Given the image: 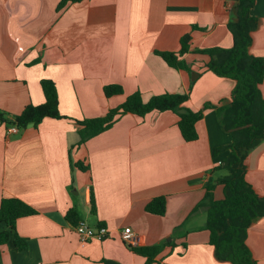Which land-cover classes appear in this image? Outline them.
<instances>
[{
  "label": "crops",
  "instance_id": "obj_1",
  "mask_svg": "<svg viewBox=\"0 0 264 264\" xmlns=\"http://www.w3.org/2000/svg\"><path fill=\"white\" fill-rule=\"evenodd\" d=\"M236 1L81 0L57 11L59 0H0V111L12 118L27 104L43 103L41 80L50 79L65 116L17 132L0 121V202L13 196L36 210L15 223L27 247L9 239L0 245V264H145L130 246L160 243L149 264H232L214 255L205 209L192 210L210 186L214 199L224 196L218 179L225 173L217 167L226 153L213 152L231 137L214 106L234 87L232 79L207 71L209 58L196 49L233 45L228 23ZM251 13L257 26L249 51L264 61V0ZM185 34L190 72L156 54L178 51ZM107 84L120 85L122 93L106 97ZM136 91L143 100L187 93L184 106L191 110L210 104L196 123L198 138H182L174 112L152 111L126 113L77 145L76 120L103 116ZM260 91L264 99V76ZM245 177L264 197V139L249 152ZM158 196L166 198L164 215L144 209ZM72 207L80 221L106 226L107 237L80 242L65 218ZM124 227L133 232L131 244L121 239ZM6 229L0 222V232ZM246 244L264 264V215L247 229Z\"/></svg>",
  "mask_w": 264,
  "mask_h": 264
},
{
  "label": "trees",
  "instance_id": "obj_2",
  "mask_svg": "<svg viewBox=\"0 0 264 264\" xmlns=\"http://www.w3.org/2000/svg\"><path fill=\"white\" fill-rule=\"evenodd\" d=\"M81 0H59L56 10L66 4ZM256 0H237L233 11V19L228 27L233 35V45L229 48L209 47L196 49V52L208 56L205 69L214 74L230 78L234 87L229 99L214 106L221 129L227 132L231 140L228 144L214 150V155L226 153L219 159L217 169L223 167L227 173L218 179L223 186L224 196L214 199L212 186L208 187L204 198L194 207L192 212L205 209L206 219L203 228L209 232V244L214 248V255L220 261L232 264H259L246 244V233L250 225L264 215V197L258 195L246 180V158L249 152L264 139V99L260 84L264 76V61L260 56H254L249 49L252 44V32L257 26V19L251 13ZM190 35L180 38V48L176 52L156 51L170 67L188 72V66L183 56L189 53ZM41 87L45 100L38 105L27 104L23 110L7 118L0 111V121L8 125H16L24 129L27 125L36 126L45 117L62 118L58 108V96L55 84L50 79H42ZM106 97L122 93V87L117 84H107L103 87ZM189 95L187 93H163L143 100L139 91L128 95L125 100L114 108H110L103 116L76 120L79 141L83 144L91 137L109 129L122 115L132 113L144 117L152 111H172L178 115L177 126L185 141L198 138L196 123L202 118L203 111L212 107L204 105L198 110L184 106ZM83 169V167H82ZM92 212L95 211L91 198ZM145 211L164 215L166 198L153 197L144 207ZM36 210L24 201L6 196L0 202V222L7 226L0 232V245L12 239L19 249L27 247V239L18 235L15 230L16 220L32 215ZM66 220L76 225L80 220L75 208H70L65 214ZM164 243L148 246H130L134 253L146 258L145 264L154 261L163 248Z\"/></svg>",
  "mask_w": 264,
  "mask_h": 264
},
{
  "label": "built area",
  "instance_id": "obj_3",
  "mask_svg": "<svg viewBox=\"0 0 264 264\" xmlns=\"http://www.w3.org/2000/svg\"><path fill=\"white\" fill-rule=\"evenodd\" d=\"M19 129L16 125H12L8 128L9 132H17ZM220 163V161H219ZM80 242L85 243L91 239H104L108 235V229L104 225L90 226L84 221H80L75 227ZM121 239L127 243L134 242L133 232L129 227H124L121 232Z\"/></svg>",
  "mask_w": 264,
  "mask_h": 264
},
{
  "label": "rangeland",
  "instance_id": "obj_4",
  "mask_svg": "<svg viewBox=\"0 0 264 264\" xmlns=\"http://www.w3.org/2000/svg\"><path fill=\"white\" fill-rule=\"evenodd\" d=\"M218 172L221 173V174H222V172H224L225 174L227 173V171H226L223 167L219 168V169H218ZM79 222H80V221H79ZM79 222H78V223H79ZM78 223H77V224H78ZM77 224H76V225H77ZM76 225H75V226H76ZM75 226H74V227H75Z\"/></svg>",
  "mask_w": 264,
  "mask_h": 264
},
{
  "label": "water",
  "instance_id": "obj_5",
  "mask_svg": "<svg viewBox=\"0 0 264 264\" xmlns=\"http://www.w3.org/2000/svg\"><path fill=\"white\" fill-rule=\"evenodd\" d=\"M193 75H197V74H196L195 72H192V76H193Z\"/></svg>",
  "mask_w": 264,
  "mask_h": 264
}]
</instances>
